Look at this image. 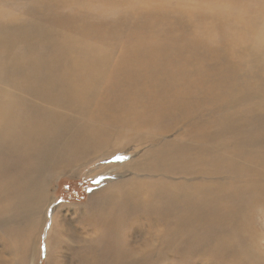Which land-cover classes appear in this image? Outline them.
Masks as SVG:
<instances>
[{
    "label": "rangeland",
    "instance_id": "374dc122",
    "mask_svg": "<svg viewBox=\"0 0 264 264\" xmlns=\"http://www.w3.org/2000/svg\"><path fill=\"white\" fill-rule=\"evenodd\" d=\"M132 5L115 7L94 0L88 6L57 11L67 16L54 26L71 33L73 45L78 42L107 51L113 68L131 40L152 44L164 35L181 36L183 42L195 39L197 47L189 45L192 51L185 47L173 54L154 48L153 54H169L164 63L175 65L168 67L169 73H149L131 85L156 89L163 100L192 86L187 108L148 123L99 120L81 103L58 105L15 86L26 84V78L13 70L0 75V97L17 96L34 113L40 108L54 110L58 121H67L61 137L40 139L42 163L31 142H23L17 132L7 134L8 126L0 130V264H264V181L259 171L264 170V157H252L254 152L264 153V120L258 112L252 119L245 116V128L256 139L234 141L245 133L240 126L224 131L217 126L226 99L216 102L204 93L209 82L219 79L225 84L219 89L223 95L237 81L264 83V65L251 66L247 56L232 52L211 61L203 54L204 45H215L217 30L204 33L194 23L188 28L187 19L175 20L172 12L164 22L157 18V26L138 25L129 13ZM0 10L4 12L0 63L27 61L61 47L62 39L39 45L36 35L26 38L24 31L17 32L8 45L3 41L12 28L6 27L8 21L30 17L8 4ZM79 20L83 27L75 25ZM26 44L34 48L25 50ZM107 71L103 70V77ZM167 77L171 87L163 90ZM86 81L88 86L93 83ZM102 84L100 77L97 86ZM133 108L148 112L150 107L137 102ZM90 130H96L97 140L77 147L81 142L77 134ZM72 137L75 141L66 143ZM117 156L125 159H114ZM134 186L139 189L133 190ZM161 189L177 195L178 202L164 205V194L150 193ZM28 195L35 203L29 210H16L18 201ZM104 212L107 221H100L97 217Z\"/></svg>",
    "mask_w": 264,
    "mask_h": 264
},
{
    "label": "bare ground",
    "instance_id": "6f19581e",
    "mask_svg": "<svg viewBox=\"0 0 264 264\" xmlns=\"http://www.w3.org/2000/svg\"><path fill=\"white\" fill-rule=\"evenodd\" d=\"M93 1L0 0V7L8 4L10 8H20L30 17V19L17 21L18 23L8 21L6 27L12 28L6 39L3 40L8 45L12 44L11 40L15 38L19 31H24L26 38L36 35L39 45L45 44L49 46L56 40L62 39L61 47L56 51L47 49V51L31 57L27 61H12L8 65L0 63V75L5 74L8 70H13L18 76L26 78L24 79L26 84L15 86L23 87L31 93L33 91L37 95L42 96L43 99H48L58 105L77 107L81 103L88 110L93 111L96 116L94 118L99 120L101 118H109L126 123L133 121L148 123L162 120L170 111L185 110L187 107L184 105L187 102V98L194 92L192 86L182 92H175L170 95L169 99L163 100L156 89L152 92L146 85H139L135 88H132L131 85L134 80L149 73H157L159 75L169 73L170 69L168 67L175 65V63L172 64L171 62L169 64L164 63L166 59L170 60L169 54H153L154 48L160 47L163 51L170 50L173 54L177 53V49L180 51L185 47L190 48V51H192L193 49L189 45L197 47L195 39L192 38L183 42L181 36H169V38L164 35L160 38H155L152 44H142L137 39L131 40L121 61H118L115 64V68H113L111 56L107 51L96 46L87 48L78 42L73 45L69 41L71 33L54 26L56 21L67 16V13L57 14V11H62L65 8L74 10L82 6H88ZM99 2H105L115 7L133 4L129 13L135 16L138 25L152 23L157 26L159 25L158 19L164 22L166 15L172 12L175 14V20L187 19L186 26L188 28L192 27V23H194L200 25L199 28L204 33L211 29L217 30V34L213 38L221 44L218 45L216 42L215 45H212V43L204 45L203 54L207 59L214 61L224 58L228 52H232L235 55L240 53V55L247 56L251 66L264 65V0H222V2L220 0H183L176 3H172L169 0H159L158 3L160 5L155 4L156 0H99ZM223 3L227 4L224 5ZM1 15H4L3 10H0ZM186 15H189V17H185ZM66 23L69 24V21L66 20ZM75 25L83 27V21L79 20ZM238 40L245 41L247 44H239ZM33 48L34 45L31 46V44L24 46L25 50ZM103 70H108L105 77L102 76ZM100 77L103 78V84L98 87L97 82ZM88 78L89 81L93 80L92 84L94 86L92 84L88 86L86 81ZM167 79L168 77L163 80L165 81L163 90L171 87ZM209 83L211 84H207L204 88L206 95L214 96L216 102L226 99V109L217 123L219 130H230L240 126L237 128H240L245 133L239 135L234 141H242L244 137L253 140L254 137L251 131L245 128L244 120L245 116L249 115L252 119L257 112L261 114L262 120H264V98H262L264 96V83L260 79L252 82L245 81L244 83L237 81L236 83L234 82L235 85L233 84L234 88L224 95L219 93V89H223V86H225L223 79H219L218 83ZM137 102L143 103L144 106H149L148 112L134 110L133 105ZM232 108L233 110L231 111L230 109ZM56 116L54 110H43L41 108L39 113H34L27 103L17 96L3 95L0 97V130L2 127L8 126L7 134L15 135L17 132L23 142H31L32 147L35 146L36 151L39 153L37 157L41 163L40 139L43 137L45 140L51 141L53 137H61L62 128L67 124V121H58ZM77 136L81 138V142L76 146L86 147L97 140L98 133L96 130H90L85 133H79ZM72 141H75L74 137L67 139L66 143ZM159 151L156 150V153ZM161 152L159 153L161 154ZM233 153L235 154V152ZM19 155L21 154L19 153ZM252 157H264V153L258 154L254 152ZM179 161H182V159H179ZM155 162L153 161V163ZM261 163L264 164L263 162ZM34 167L29 165L27 168L31 169ZM259 171H261L260 175H263L262 180L264 181V170L259 168ZM222 181L216 184L222 183ZM142 182H145V180ZM132 189L137 190L139 188L134 186ZM150 193L153 195L164 194V205L178 202L177 195L163 189L161 191L152 190ZM134 194H136L135 191L132 192V195ZM34 203V197L28 195L18 201L15 209H28ZM105 213L107 212L102 213L97 218L100 221H107L108 216ZM179 223L180 220L176 221V226Z\"/></svg>",
    "mask_w": 264,
    "mask_h": 264
},
{
    "label": "snow or ice",
    "instance_id": "6c2138e0",
    "mask_svg": "<svg viewBox=\"0 0 264 264\" xmlns=\"http://www.w3.org/2000/svg\"><path fill=\"white\" fill-rule=\"evenodd\" d=\"M114 159H116V160H123V159H125V157L117 156V157H114Z\"/></svg>",
    "mask_w": 264,
    "mask_h": 264
}]
</instances>
